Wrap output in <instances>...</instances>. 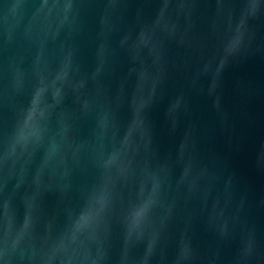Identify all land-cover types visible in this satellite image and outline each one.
Segmentation results:
<instances>
[{
    "label": "water",
    "instance_id": "95a60500",
    "mask_svg": "<svg viewBox=\"0 0 264 264\" xmlns=\"http://www.w3.org/2000/svg\"><path fill=\"white\" fill-rule=\"evenodd\" d=\"M0 264H264V0H0Z\"/></svg>",
    "mask_w": 264,
    "mask_h": 264
}]
</instances>
